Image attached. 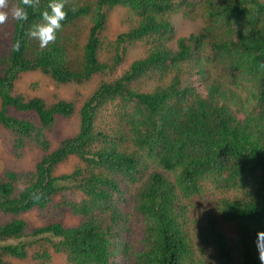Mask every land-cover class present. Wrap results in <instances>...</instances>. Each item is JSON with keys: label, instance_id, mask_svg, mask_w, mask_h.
<instances>
[{"label": "trees", "instance_id": "trees-1", "mask_svg": "<svg viewBox=\"0 0 264 264\" xmlns=\"http://www.w3.org/2000/svg\"><path fill=\"white\" fill-rule=\"evenodd\" d=\"M53 2L33 0L0 55L11 151L43 152L34 169L0 175V264H51L53 254L65 264H264V0H63L56 39L41 48L28 32ZM116 6L126 29L108 37ZM174 13L202 25L172 48ZM137 45L144 55L125 64ZM28 71L57 84L99 76L77 131L54 149L47 132L76 106L13 94ZM71 155L73 169L54 174ZM34 209L47 224L20 217ZM220 220L237 226L232 240Z\"/></svg>", "mask_w": 264, "mask_h": 264}, {"label": "rangeland", "instance_id": "rangeland-1", "mask_svg": "<svg viewBox=\"0 0 264 264\" xmlns=\"http://www.w3.org/2000/svg\"><path fill=\"white\" fill-rule=\"evenodd\" d=\"M10 5H13L12 0H9ZM123 9L120 6L114 7L112 10L105 34L108 37H114L118 33L126 29L123 21ZM170 20L173 24L174 31L172 40L169 41V46L175 47V40L183 35L197 31L201 25V18L194 20L183 17L180 13L170 15ZM87 23V20H86ZM13 30V20L10 18L7 23L0 25V55L8 51L10 47L11 32ZM144 55V48L141 45L131 47L127 50L125 64L138 59ZM99 84V76L94 75L89 80L82 83H63L57 84L49 76L40 71H28L20 75L15 83L13 94L20 93L25 98L41 97L48 104L57 99H65L73 101L76 109L71 117L57 116L56 124L51 131L47 132L51 143V149L58 146L60 141L69 135H73L79 126V108L82 102L95 90ZM1 107V106H0ZM10 112L17 116H24L22 113L16 112L10 108ZM32 114V113H30ZM28 114V115H30ZM43 152L35 147L27 148L24 156L17 158L11 151L10 134L0 125V175L6 170L14 171H30L34 169L36 162L39 161ZM78 158L74 155L69 156L65 161L58 164L54 170V174L69 172L77 163ZM59 197L56 196V202ZM193 202L196 206L209 205L211 198H194ZM20 217L24 218L28 223L34 226H42L48 223L47 218H42L39 212L34 209ZM64 221L67 224L76 222V217L66 210H63ZM220 225L229 239H233L237 234L238 228L235 224H231L220 220ZM16 264H34L27 260L13 259ZM51 264H65V257L61 254H53Z\"/></svg>", "mask_w": 264, "mask_h": 264}, {"label": "clouds", "instance_id": "clouds-1", "mask_svg": "<svg viewBox=\"0 0 264 264\" xmlns=\"http://www.w3.org/2000/svg\"><path fill=\"white\" fill-rule=\"evenodd\" d=\"M32 6L33 0H21L16 5H10L9 0H0V25L7 23L10 18L17 22L26 21L28 18L27 9ZM48 8L49 10L41 13L43 23L35 24L28 32L31 38L39 41L41 48L47 47L49 43L55 41L56 32L61 28V21L66 17L63 0H54ZM255 246L260 260L264 262V231H257Z\"/></svg>", "mask_w": 264, "mask_h": 264}]
</instances>
